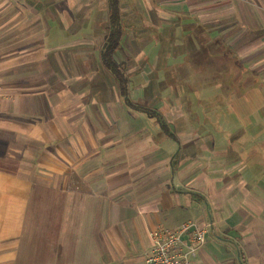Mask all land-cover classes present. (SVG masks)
<instances>
[{
	"label": "crops",
	"instance_id": "obj_1",
	"mask_svg": "<svg viewBox=\"0 0 264 264\" xmlns=\"http://www.w3.org/2000/svg\"><path fill=\"white\" fill-rule=\"evenodd\" d=\"M119 11L124 85L109 0H0V264H144L188 222L210 224L190 264H264V0ZM196 57L188 110L163 74Z\"/></svg>",
	"mask_w": 264,
	"mask_h": 264
},
{
	"label": "built area",
	"instance_id": "obj_2",
	"mask_svg": "<svg viewBox=\"0 0 264 264\" xmlns=\"http://www.w3.org/2000/svg\"><path fill=\"white\" fill-rule=\"evenodd\" d=\"M210 224H182L175 230L156 228L149 232L151 248L144 264H190L205 243ZM182 236H186L185 240Z\"/></svg>",
	"mask_w": 264,
	"mask_h": 264
},
{
	"label": "rangeland",
	"instance_id": "obj_3",
	"mask_svg": "<svg viewBox=\"0 0 264 264\" xmlns=\"http://www.w3.org/2000/svg\"><path fill=\"white\" fill-rule=\"evenodd\" d=\"M208 48L212 49L210 47V45L208 46ZM198 49H199V47H198ZM196 58L198 59V62L196 59V62H193V64H192L195 66H191V67L197 66L198 68H192L193 73H191V79H187V76H188L187 72H181L180 73L181 70L183 71V67L177 68L176 73L167 72V73L163 74L165 84L168 85L169 87H171V89H173L172 85H174L173 83H174V81H176V83H175L176 84V95L178 96V98H180V101L182 102L181 104L183 105V108H185V106L188 105V106H186V109H188V110H191L190 109V103H189V101H187L190 99V95H188V93L193 92L192 88H195V86L199 85L201 87H198L199 89L196 88V90H195L196 94L200 98L204 94V88H203V86L205 85L204 84L205 74L203 73L204 58H200V57H196ZM184 60H185L184 64H186L187 66H188V64L190 65V63H189L190 59H189V56H187V54H186ZM163 62H164V58H163L162 63ZM162 63H161V65H162ZM212 64H213V68H215V66H219L220 65V59L216 60V64L212 61ZM199 67H200V69H199ZM257 69L259 70L260 76L264 79V71H261L260 68H257ZM156 76H157V73L154 71L153 74H150V81H152L153 79L155 80ZM180 78H181V80H180ZM248 79H250V78H248ZM263 79H260L261 82L260 81L257 82V87H256V89L259 90L260 94H258V95H259V98H262V101L264 99V85H261L263 82ZM195 80L198 83L195 84ZM186 81H188V82H186ZM189 83L191 86L187 87L186 84H189ZM188 88H190V89H188ZM181 108H182V106H181Z\"/></svg>",
	"mask_w": 264,
	"mask_h": 264
},
{
	"label": "trees",
	"instance_id": "obj_4",
	"mask_svg": "<svg viewBox=\"0 0 264 264\" xmlns=\"http://www.w3.org/2000/svg\"><path fill=\"white\" fill-rule=\"evenodd\" d=\"M109 13H110V25L112 30L110 32L109 37L107 38L104 49H103V60L104 64L110 69V71L116 76L118 82L124 85L125 80L123 79V75L118 69V65L114 63L112 60V56L114 51L119 47V40L121 36V16L119 11V0H109ZM201 49L204 47L201 46ZM183 49H188V45ZM136 109L142 110V112H147L148 114H154L146 109H140L135 107Z\"/></svg>",
	"mask_w": 264,
	"mask_h": 264
}]
</instances>
